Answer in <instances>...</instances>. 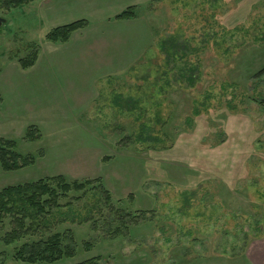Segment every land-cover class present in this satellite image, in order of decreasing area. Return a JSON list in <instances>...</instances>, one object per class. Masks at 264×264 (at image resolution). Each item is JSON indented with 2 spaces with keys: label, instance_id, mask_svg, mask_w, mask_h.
Returning <instances> with one entry per match:
<instances>
[{
  "label": "rangeland",
  "instance_id": "1",
  "mask_svg": "<svg viewBox=\"0 0 264 264\" xmlns=\"http://www.w3.org/2000/svg\"><path fill=\"white\" fill-rule=\"evenodd\" d=\"M62 1L0 7V138L34 158L0 168V190L99 179L110 203L92 208L99 195L88 193L72 206L90 207V219L56 215L42 234L0 241L2 264H29L12 259L16 249L55 233H70L75 255L33 264H264V0L138 1L120 29L124 57L138 59L112 61L117 76L96 61H59L70 48L45 36ZM166 39L176 50L161 51ZM30 127L38 138L25 139ZM108 205L145 220L126 217L124 228ZM117 226L123 235L111 237Z\"/></svg>",
  "mask_w": 264,
  "mask_h": 264
},
{
  "label": "trees",
  "instance_id": "2",
  "mask_svg": "<svg viewBox=\"0 0 264 264\" xmlns=\"http://www.w3.org/2000/svg\"><path fill=\"white\" fill-rule=\"evenodd\" d=\"M34 0H0V7L11 8L26 4ZM135 16L134 7H128L124 11L115 16L116 20H123ZM88 25L87 20L77 19L72 22L57 26L51 29L45 36L49 41L65 42L70 34L74 31L82 29ZM174 39L162 40L160 43L161 51H165L166 47L174 49ZM176 50V48H175ZM172 55V53H170ZM36 59V50L20 60V67L26 69L32 66ZM1 101V98H0ZM264 104V100H263ZM33 127L27 129L25 139L33 140L38 138L37 131ZM36 133V134H35ZM34 158L31 155H21L15 151V142L9 139L0 138V168L3 171H14L33 164ZM96 183L97 185H93ZM92 185V186H90ZM90 186V188H87ZM70 191L80 192V196L72 197V200L65 204L60 203V199L67 197ZM91 193L98 198L96 204L91 205L95 208L102 200L103 204L110 203L109 192L103 188L99 179H85L83 181L66 182L63 176L56 175L52 177H44L33 182H27L20 185L6 186L0 190V230L5 228V221H7L8 230L0 235V241L4 245H11L19 242L23 238L32 237L34 235L42 234L44 229H47L56 215L66 217L71 222H82L90 219L86 209V214L83 215L79 209L72 206L73 200H79L87 197ZM85 205V204H84ZM66 206V207H64ZM115 211L118 219H121V226L126 228L123 219L127 217L129 221H136L137 219L145 220V212L139 211L136 214L125 213L120 209ZM65 210H64V209ZM62 209V210H61ZM126 230V229H125ZM123 235L117 226L111 237H118ZM41 236V235H40ZM89 249V244H85ZM75 255V242L69 234L55 233L43 239L31 240L24 242L16 249L12 255V259L24 263H53L63 258H70ZM6 255L0 252V264L4 263ZM86 261L81 264H87Z\"/></svg>",
  "mask_w": 264,
  "mask_h": 264
},
{
  "label": "crops",
  "instance_id": "3",
  "mask_svg": "<svg viewBox=\"0 0 264 264\" xmlns=\"http://www.w3.org/2000/svg\"><path fill=\"white\" fill-rule=\"evenodd\" d=\"M70 1L74 4V7L70 5L69 0L62 1L61 7L65 9V12L58 16L57 22L52 26L56 27L77 19H86L88 25L83 29L74 31L68 41L62 44L67 49L69 47L70 50L61 53L59 61L66 62V57H72L74 60L80 62L96 61L95 65H91V67H96V70H100L98 68L101 66L105 68L101 73L103 76H117L118 73H115L117 70H119V75H121L122 69H116L115 65L113 67L111 63L115 60L138 59L136 55L134 57H124L126 54L124 51L128 50L124 49V36L130 35L121 32L120 29L121 26L130 25L138 18L136 7L139 5L138 1L140 2V0H107V3L106 0ZM103 5L106 6L104 11H101L100 7ZM128 7H134L135 16L128 19L116 20L115 16ZM90 18L91 20L93 18L94 21H89ZM88 56L93 59L87 60ZM260 245L261 243H259ZM252 250L250 251L252 252Z\"/></svg>",
  "mask_w": 264,
  "mask_h": 264
},
{
  "label": "water",
  "instance_id": "4",
  "mask_svg": "<svg viewBox=\"0 0 264 264\" xmlns=\"http://www.w3.org/2000/svg\"><path fill=\"white\" fill-rule=\"evenodd\" d=\"M2 22V19H0V23Z\"/></svg>",
  "mask_w": 264,
  "mask_h": 264
}]
</instances>
